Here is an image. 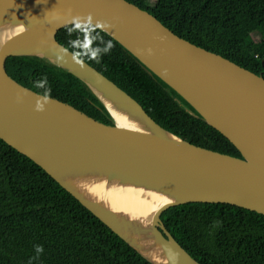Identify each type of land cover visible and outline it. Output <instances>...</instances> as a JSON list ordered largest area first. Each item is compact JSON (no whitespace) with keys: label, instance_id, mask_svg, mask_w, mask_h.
Wrapping results in <instances>:
<instances>
[{"label":"water","instance_id":"95a60500","mask_svg":"<svg viewBox=\"0 0 264 264\" xmlns=\"http://www.w3.org/2000/svg\"><path fill=\"white\" fill-rule=\"evenodd\" d=\"M71 25L95 26L118 41L240 157L190 143L156 123L128 93L56 40ZM10 56L39 57L72 74L111 123L18 83L6 69ZM0 139L151 264H200L161 220L169 207L227 203L264 215L262 73L176 35L127 0H0ZM102 182L132 185L165 202L146 219L120 213L87 194Z\"/></svg>","mask_w":264,"mask_h":264},{"label":"trees","instance_id":"16d2710c","mask_svg":"<svg viewBox=\"0 0 264 264\" xmlns=\"http://www.w3.org/2000/svg\"><path fill=\"white\" fill-rule=\"evenodd\" d=\"M127 1L176 35L264 77V0ZM79 26L61 28L56 40L128 93L163 128L195 145L240 157L225 136L192 116L191 106L118 41L95 26ZM6 69L23 86L111 123L88 87L62 68L35 56H10ZM160 217L200 264H264L263 214L227 203H184ZM37 246L43 251L38 253ZM0 264L151 263L0 139Z\"/></svg>","mask_w":264,"mask_h":264},{"label":"bare ground","instance_id":"6f19581e","mask_svg":"<svg viewBox=\"0 0 264 264\" xmlns=\"http://www.w3.org/2000/svg\"><path fill=\"white\" fill-rule=\"evenodd\" d=\"M120 124L129 125L119 119ZM87 194L101 203L111 206L120 213L146 219L153 210L165 202L164 197L150 194L132 185L102 182L86 190Z\"/></svg>","mask_w":264,"mask_h":264},{"label":"clouds","instance_id":"9594fccd","mask_svg":"<svg viewBox=\"0 0 264 264\" xmlns=\"http://www.w3.org/2000/svg\"><path fill=\"white\" fill-rule=\"evenodd\" d=\"M79 27H80L79 25H76V28H79ZM71 31H72V29H69V32H71ZM110 47H111V45L109 44V45H108V48H110ZM108 48H105L104 51H107ZM40 86H42V84H41ZM37 110H38V111H39V110H42V107H41V106H37ZM36 251H37L38 253H39V252H42V251H43L42 246H37Z\"/></svg>","mask_w":264,"mask_h":264}]
</instances>
